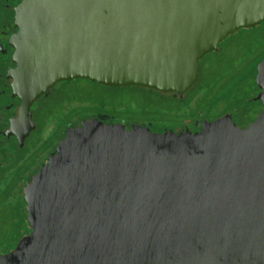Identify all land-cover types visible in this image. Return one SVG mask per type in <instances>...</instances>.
<instances>
[{
    "label": "water",
    "instance_id": "obj_1",
    "mask_svg": "<svg viewBox=\"0 0 264 264\" xmlns=\"http://www.w3.org/2000/svg\"><path fill=\"white\" fill-rule=\"evenodd\" d=\"M263 21L264 0H22L15 61L33 97L73 78L185 91ZM257 84L264 106V60ZM24 195L31 231L0 264H264V109L195 134L92 120Z\"/></svg>",
    "mask_w": 264,
    "mask_h": 264
},
{
    "label": "flooded vegetation",
    "instance_id": "obj_2",
    "mask_svg": "<svg viewBox=\"0 0 264 264\" xmlns=\"http://www.w3.org/2000/svg\"><path fill=\"white\" fill-rule=\"evenodd\" d=\"M21 2L0 0V255L30 233L24 191L71 131L97 120L142 125L155 134H195L227 116L246 128L264 109L257 99L264 21L234 32L200 59L197 79L185 91L73 78L33 97L23 81L28 70L15 61ZM12 230L27 233L12 245L6 236Z\"/></svg>",
    "mask_w": 264,
    "mask_h": 264
},
{
    "label": "trees",
    "instance_id": "obj_3",
    "mask_svg": "<svg viewBox=\"0 0 264 264\" xmlns=\"http://www.w3.org/2000/svg\"><path fill=\"white\" fill-rule=\"evenodd\" d=\"M27 230H24V232L25 233H23V234H26L27 232H26ZM20 232L21 231H16V230H12L11 232H10V239H11V242L16 238V234H20ZM22 236V235H21ZM17 240V239H16ZM9 249V247L7 246L6 247V250H8Z\"/></svg>",
    "mask_w": 264,
    "mask_h": 264
},
{
    "label": "rangeland",
    "instance_id": "obj_4",
    "mask_svg": "<svg viewBox=\"0 0 264 264\" xmlns=\"http://www.w3.org/2000/svg\"><path fill=\"white\" fill-rule=\"evenodd\" d=\"M26 232H27V231H26ZM23 233H25L24 230H22V231L20 232V234H17V236H16L17 238H15V239L11 242V244L14 245L16 239H18V237H20L21 235H23ZM6 236L10 237V236H9V232H7V231H6ZM23 237H24V236H23ZM9 241H10V240H9ZM9 244H10V243H9ZM11 244H10V245H11ZM6 247H7V246H6ZM12 250H13V249H12Z\"/></svg>",
    "mask_w": 264,
    "mask_h": 264
}]
</instances>
